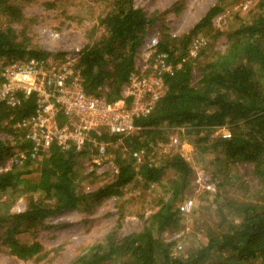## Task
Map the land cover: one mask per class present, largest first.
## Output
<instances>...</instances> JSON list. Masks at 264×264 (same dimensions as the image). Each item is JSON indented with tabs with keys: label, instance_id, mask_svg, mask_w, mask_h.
Masks as SVG:
<instances>
[{
	"label": "trees",
	"instance_id": "obj_1",
	"mask_svg": "<svg viewBox=\"0 0 264 264\" xmlns=\"http://www.w3.org/2000/svg\"><path fill=\"white\" fill-rule=\"evenodd\" d=\"M221 10L215 4L186 34L159 38L157 50L168 55L172 69L162 75L163 96L149 113L134 120L136 134H91V141L79 150L52 145L39 159L28 158L0 172V198L6 195L12 202L26 197L25 209L16 213L7 210L10 204L2 212L0 201V251L22 261L43 260L47 253L39 242L23 244L16 236L49 228L47 219L64 211H88L104 199L120 200L126 188L142 184L162 188L143 226L122 237L114 230L106 233L83 248L73 264H264V0H256L227 34L222 51L212 50L203 40L197 55L190 56L191 43L212 30V19ZM0 15L14 23L24 21L19 4L10 0H0ZM160 16L136 7L134 0H112L111 9L98 17L99 35L78 51L76 69L84 91L116 100L133 69L137 48ZM17 36L10 27L0 29V59L46 57L37 47L25 51L28 38L17 41ZM32 107L29 99L14 115L26 117ZM9 113L12 110L0 106V133L12 134L15 146L27 149L23 130L14 132L1 123ZM222 127L229 130L228 136L212 135ZM177 129L189 138L199 161L211 156L210 179L215 182L214 219L204 222L205 240L199 242L195 233L183 247L180 238L167 240L165 233L182 228L178 205L186 198L192 168L176 151L155 158ZM107 140H119L124 147L112 151L115 173L84 191L81 160L93 155L95 143ZM8 148L0 141V160ZM137 151L139 158L133 156ZM236 164L243 170L233 169ZM225 187L243 195L225 196Z\"/></svg>",
	"mask_w": 264,
	"mask_h": 264
},
{
	"label": "rangeland",
	"instance_id": "obj_2",
	"mask_svg": "<svg viewBox=\"0 0 264 264\" xmlns=\"http://www.w3.org/2000/svg\"><path fill=\"white\" fill-rule=\"evenodd\" d=\"M19 4L24 21L11 22L4 15H0V29L10 27L21 37L28 38L25 51L37 47L46 57L54 54L61 56L73 54L79 51L88 41L94 40L100 33L98 17H102L112 7V0H10ZM256 0H134V5L143 9L146 13L161 14L157 22L151 26L146 37L157 35L161 38L167 33L172 37H180L193 27V25L205 14L207 9L215 4L221 5V12L213 17L212 30L202 35L213 46L212 50L222 51L227 45V34L235 29ZM99 29V31H98ZM203 33V32H202ZM205 33V32H204ZM205 37V38H204ZM214 37V38H213ZM201 46V45H200ZM182 130L170 132L166 145L160 146L155 155L162 159V155L176 151L188 162L192 168L190 184L187 188L186 198L193 201L192 210L188 213H180L182 228L178 231L166 232L165 238L181 239L178 243L181 247L187 239H191L197 233L196 239L205 240L206 226L204 222L214 219L215 204L212 203L215 188L207 190L201 188L200 183H210V165L207 157L199 161L189 138L184 137ZM229 130L225 127L212 132L213 136H228ZM176 139V143L172 141ZM103 154H98L95 143V151L90 158L81 160L80 184L84 191H91L112 177L115 173L112 152L116 146H121L119 140L113 142L107 140L103 143ZM123 145V144H122ZM233 167V165H232ZM239 171L243 170L240 164L234 165ZM170 172L166 174V178ZM207 179V180H206ZM199 181V182H198ZM239 192V194H238ZM225 196H242L240 190L225 187ZM162 194V188L158 185L146 187L140 185L134 189L130 186L122 199H104L95 204L88 211L67 210L55 217L47 219L50 226L33 234L23 232L16 236L19 242L30 244L39 242L46 256L43 260L22 261L16 257L0 251V264H73L82 249L94 244L103 236L116 231L118 237L125 236L139 230L146 218L156 208V202ZM2 212L7 204L8 211L12 213L25 209L26 197L18 196L12 202L6 195L0 198ZM199 230H197L194 228ZM194 240V239H193ZM196 240V241H197Z\"/></svg>",
	"mask_w": 264,
	"mask_h": 264
},
{
	"label": "built area",
	"instance_id": "obj_3",
	"mask_svg": "<svg viewBox=\"0 0 264 264\" xmlns=\"http://www.w3.org/2000/svg\"><path fill=\"white\" fill-rule=\"evenodd\" d=\"M202 39H195L189 55L195 57ZM157 35L145 37L134 55L133 69L120 87L119 96L108 101L104 96L84 91L76 69L78 51L55 58L0 59V106L12 110L1 123L14 132L23 130L28 148L15 146L12 134L0 133L9 150L0 160V172L9 171L25 159H39L52 145L77 150L91 141V134L125 137L136 134L134 120L149 113L166 89L162 75L171 71L168 55L157 50ZM32 100V111L17 117L14 111ZM227 136V135H226ZM176 143V139L172 138ZM98 142V154L104 153ZM140 151L133 156L139 158ZM207 180V179H206ZM199 182V181H198ZM201 188L212 190L209 182ZM191 198L178 205L180 213L192 210Z\"/></svg>",
	"mask_w": 264,
	"mask_h": 264
}]
</instances>
